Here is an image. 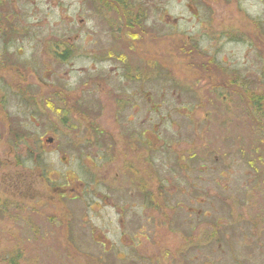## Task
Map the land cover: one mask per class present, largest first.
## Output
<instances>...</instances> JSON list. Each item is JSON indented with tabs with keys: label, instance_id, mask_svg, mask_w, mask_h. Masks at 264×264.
<instances>
[{
	"label": "rangeland",
	"instance_id": "rangeland-1",
	"mask_svg": "<svg viewBox=\"0 0 264 264\" xmlns=\"http://www.w3.org/2000/svg\"><path fill=\"white\" fill-rule=\"evenodd\" d=\"M165 1L171 18H183L178 28H192L185 0ZM93 2L0 0V264H184L195 254L172 236L169 249L152 258L146 249L145 261L138 259L124 237L135 232L129 215L118 219L116 187L109 178L97 181L92 167L103 161L97 152L140 151L128 132L140 129L137 118H163L168 107L175 112L158 127L160 172L197 175L200 194L210 192L206 201L216 207L207 215L218 216L221 244L204 246L205 264H264V26L256 20L264 19V6L243 0L240 13L222 2L236 17L232 33L157 40L170 31L157 23L143 39L124 41L130 38L120 36L115 12L90 15ZM65 48L74 50L62 60ZM152 74L154 81L142 80ZM129 97L170 104L135 113L122 108ZM102 130L110 137L101 138ZM151 131L147 137L157 136ZM140 163L137 172L147 175ZM56 184L78 191L62 196ZM194 206L209 209L208 202Z\"/></svg>",
	"mask_w": 264,
	"mask_h": 264
},
{
	"label": "flooded vegetation",
	"instance_id": "flooded-vegetation-1",
	"mask_svg": "<svg viewBox=\"0 0 264 264\" xmlns=\"http://www.w3.org/2000/svg\"><path fill=\"white\" fill-rule=\"evenodd\" d=\"M133 1L134 2L129 3L128 0H111V4L102 5V0H94L93 4L95 5V8L87 9V12H89L90 15H96V17L99 18L101 17V14L104 15V10H112L115 12V15L117 16V24L121 27L120 36L124 39L130 38L124 41H135L137 40L138 34L141 36L138 40L143 39V37L147 36L146 32L148 28H151L157 23L166 26L169 25L170 27V31L165 29L156 33L157 40L176 37L188 39L198 37L201 39L211 37L213 34L232 33L233 28H236L232 26V20L236 17H233L234 11L229 14L228 11L223 9L224 6H226L224 4H234V8L240 13L242 12L243 6V0H185L184 4L186 7L188 6L189 12L191 13L189 18L185 19V22L187 24L193 23V26L190 29H182L178 28L179 21L183 19L182 16H178L177 19H175L176 17L171 18V13L168 11L170 3H166L165 0H142L141 3H135V0ZM182 1L183 0H176L178 4L183 3ZM257 1L261 6H264V0ZM96 5L101 7L102 12L97 13ZM94 11L95 13H93ZM259 13L262 14L264 12ZM221 19L224 21L222 27H220L217 22ZM256 20H258L260 27L264 26V19L261 16L257 17ZM126 29H128L129 32L126 31ZM159 34H161V36ZM103 42L104 39L101 38L100 43L103 44ZM64 50L65 51L60 56H64L62 60H66V58L72 56L74 49L71 50L65 48ZM112 50L113 48H110L109 52ZM109 54L110 57H112L115 53ZM118 55L116 54V56ZM84 56L88 57V54L84 52ZM78 58H82V56L80 55ZM122 59L124 62L127 61L124 58ZM144 67H142V70H138L136 74L141 76V73H144ZM106 76L107 75H105V77ZM128 76H131V74L127 75L124 73V77ZM140 76L138 78H140ZM154 79L153 74L149 76L144 75L142 78L143 81L150 80V82L154 81ZM107 83L108 79L106 80V83H104L105 86H107ZM145 96H149V94L146 93ZM158 100H160V102L154 100L153 97H150L144 99V103L142 104V100L133 101L129 97L128 100L122 99V108L127 111L128 107H131L132 111L138 113L139 109L142 106H145L150 108V110L157 111V107L169 103L163 97L158 98ZM95 108H97V106ZM99 108L101 109V105H99ZM174 112V107H168V112L163 114V118H161L160 114H154L151 116L146 115L142 119L137 118V122L141 124L140 129L128 133L135 138L137 143H139L138 150L140 151H131L129 154L124 152L120 155H117L112 151H108L106 154H100L97 152L96 154H98V156L100 155L99 159L103 161L99 164L93 162L92 167L97 168V181L109 178L112 181L111 186L113 188L116 187L115 193L117 194L119 202L115 207L118 211V219L123 223V221L127 220L126 218L129 215L131 225L135 229V232H133L132 236H127L126 234L124 237H130L127 244L137 251L138 259L143 262L145 261V255L142 252L146 251V249L153 252L151 253V258L157 256L158 249H169L173 242L171 238L173 236L174 239L179 238V246L181 248L187 250L192 249L195 253L191 254L190 251L189 256L184 257V264H205V262L209 260L204 255V246L221 244V239L219 241V237L214 236L218 227V216L207 215L210 210L214 211L216 208L215 205H213V201H206V197L210 195V192L207 193L206 197L200 194L197 183L199 177L197 175L186 178L178 175L162 176L160 170H164V164H162L161 158H157L158 155L163 156V153L161 152L163 149H159V146L162 147L164 144L159 140L158 135H160V133L158 132V127L160 126L162 119L171 120ZM130 114L131 112H128L126 116V122L128 124L133 123L134 121V118L129 116ZM145 118H148L147 122L144 120ZM173 125L175 124L171 122V126ZM151 130L156 132L157 136L154 135L155 138L153 136L152 138L147 137L148 133H153ZM126 131L128 130L126 129ZM98 134L101 138L110 137V134H105L103 130L101 132L99 131ZM49 140L51 142L53 141L52 139ZM178 153L179 152L175 153V157L179 159ZM139 160L142 166L143 164L148 165L149 170L147 172L144 170L147 175L137 172L140 170L139 165H137ZM118 166L121 167V173L116 171ZM224 166H226V168L224 167L225 171L231 173L229 170L230 160L228 163H224ZM112 170H115L113 174H111ZM220 175L225 176L223 172H221ZM68 180L69 179L67 178L66 181L68 182ZM69 181H71V179ZM53 188L57 193L62 194V196H66L69 190L73 193L78 191L74 188L69 189L68 185L64 187L60 184H56ZM202 197L204 199H202ZM74 198H76V196L71 199ZM104 198L105 201H110L107 196H104ZM184 200H186V202H184ZM206 202L209 204L208 211L201 208L197 209L194 206ZM168 208L171 210V215L167 214ZM204 218L205 221L203 222ZM171 224L172 227L170 226ZM167 253L168 252L165 254Z\"/></svg>",
	"mask_w": 264,
	"mask_h": 264
}]
</instances>
